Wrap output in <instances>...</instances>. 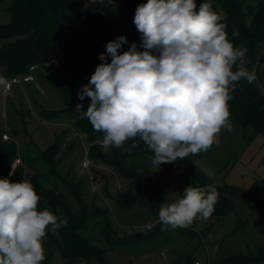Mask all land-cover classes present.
Segmentation results:
<instances>
[{"label": "clouds", "instance_id": "1", "mask_svg": "<svg viewBox=\"0 0 264 264\" xmlns=\"http://www.w3.org/2000/svg\"><path fill=\"white\" fill-rule=\"evenodd\" d=\"M223 14L210 2L147 0L137 6L133 23L141 44L118 36L106 44L102 61L77 95L90 98L83 113L96 132L103 133L101 147H139L142 141L153 153L152 164L186 159L207 152L222 130L231 132L230 101L243 79L254 76L243 64L247 49L227 36ZM233 35H239L233 29ZM140 48L143 50L141 51ZM109 57L110 62H109ZM7 81L0 76V85ZM28 180L0 178V264H43L49 231L67 224L47 207ZM219 192L215 184L186 187L182 197L162 203L159 223L187 228L215 211ZM59 211V209H57ZM151 230L154 224L144 226Z\"/></svg>", "mask_w": 264, "mask_h": 264}, {"label": "trees", "instance_id": "2", "mask_svg": "<svg viewBox=\"0 0 264 264\" xmlns=\"http://www.w3.org/2000/svg\"><path fill=\"white\" fill-rule=\"evenodd\" d=\"M5 3L10 12V21L0 23V71L4 77L24 75L30 67L50 64L46 75L48 83L55 88L62 97L63 108L50 110L40 108V116L44 120L55 119L60 112L72 111L76 120L70 124L83 133V141L89 145V155L93 164L106 166L117 172L128 181L127 189L120 190L114 202L121 207H131L135 204L141 186L147 187L150 210L158 215V197L160 192L169 183L159 170L153 168V153L146 148L142 141L137 140L139 147L130 152L125 149L133 141L129 140L123 148H111L105 151L101 147L103 133L93 130L83 113L77 110L78 82L82 78L91 77L96 67L102 63L100 53L106 52V44L118 36H126L128 43L122 46L121 52L128 50L129 45L135 42L141 44V34L137 31L133 19L137 6L147 3V0H0ZM199 6L202 2H210L213 8L223 14L224 23L227 24V36L238 48H246L244 65L255 69L254 79L251 83L241 80L232 93L230 101L231 122H239L245 128H250L253 134L264 136V0H259L253 11L250 23L245 21L243 10L244 0H196ZM85 22L91 29L101 32L108 37L106 43L96 45L85 38L78 30L80 22ZM237 29L239 35H233ZM142 51L143 49L140 48ZM109 57V62H110ZM54 61L56 63L54 64ZM238 65L234 67V70ZM35 70V71H36ZM86 111L87 109H82ZM0 136V178H8L14 182L24 179L26 167L34 169L29 181L34 185L41 197V210L47 207L58 217L67 219V224L60 227L56 237L51 231L46 240L45 260L59 250L63 264H111L105 257L108 249L120 251L129 244H152L160 236L167 235L165 228L159 221L151 230L136 231L132 236L119 237L116 229L111 227L108 208L96 206L94 201L88 203L84 180L79 175L76 181L73 178L60 177L57 166L66 152L61 151L65 131L57 136L55 142L35 153L23 152V149L13 139H4ZM64 144V142H63ZM140 154L149 155L151 162H137L134 157ZM21 158L20 162H17ZM185 162L189 175L183 178L192 186H204L211 181L203 173L190 164L189 159L177 160ZM165 164V163H164ZM79 170V169H78ZM95 170V169H93ZM79 173V171H77ZM99 171L95 170V183ZM51 174L55 179L66 182L67 188L76 198L79 209L71 206L65 193L57 185H46L43 182L45 175ZM102 178L104 177L101 174ZM89 178V177H88ZM90 180V178H89ZM91 181V180H90ZM92 182V181H91ZM93 185V184H92ZM219 192V200L212 215L222 218L234 212L235 206L232 196L240 194L253 202V207L264 211V204L254 196L247 194L243 189L215 185ZM97 188V187H96ZM98 191V189H94ZM95 192V193H96ZM59 209V211H57ZM98 216L101 219L93 222V229H99L100 239L106 242V247L93 242V239L81 233L87 229L90 221ZM246 220L237 217L232 234L244 230ZM209 226L206 230L210 229ZM206 230L182 228L188 237H194ZM44 260V261H45ZM43 261V262H44ZM264 264V247L258 253H239L223 259H216L211 264Z\"/></svg>", "mask_w": 264, "mask_h": 264}, {"label": "rangeland", "instance_id": "3", "mask_svg": "<svg viewBox=\"0 0 264 264\" xmlns=\"http://www.w3.org/2000/svg\"><path fill=\"white\" fill-rule=\"evenodd\" d=\"M258 2L259 0H244L243 10L246 23L251 22ZM10 18V12L5 3L0 2V23L9 22ZM78 30L96 45H102L108 40V37L91 29L83 21L80 22ZM50 67V64L39 66L34 71L35 83L25 84L23 88L15 86L10 94H5L3 85H0V136L3 132L7 133L23 149V152L35 153L39 149L52 145L57 136L66 131L69 139L63 137L61 142V151L66 154L57 166L59 176L73 178V181L79 177L84 180L85 188L90 191L86 194L88 203L94 201L96 194V206L108 208L111 227L116 229L119 237L132 236L136 231H145L144 226L148 223L154 225L158 223V215L150 210L147 187L141 186L137 191L138 197L135 204L125 208L114 202L118 186L120 190L128 187V181L125 178L111 168L93 164L92 168L99 171L96 179L98 189L96 192L88 176L77 172L85 158L87 147L83 141L82 131L70 126L76 120L75 113L60 112L53 120H44L40 116L41 107L50 110L63 108L61 95L46 79ZM90 78L80 79L78 89L80 90L83 85L87 84ZM77 104H82V109H87L90 98L86 97L80 101L77 96ZM231 123L233 130L231 132L222 130L217 142L207 152L190 155L187 158L191 165L199 169L211 181V184L218 185L222 189L225 187L241 188L264 204V136L253 134L250 128H245L239 122ZM63 142H66L65 146ZM134 159L139 163L151 162L149 155L140 154ZM20 161L21 158L17 160V162ZM153 168L159 170L169 182L158 197L159 211L162 203H171L182 197L184 189L189 186L188 182L182 180L189 175V172L185 162L182 161L161 164L159 169L154 166ZM33 172V168L26 167L23 180L29 181ZM43 182L48 186L57 185L65 193L71 206L79 209L76 198L69 192L62 178L58 180L51 174H47ZM232 199L235 206L234 212L222 218L211 215L207 220L197 219L190 227H187L202 231L211 226L203 235L198 233L194 237H188L182 232V228H171L170 230L165 228L167 235L160 236L161 239L152 244H129L120 251L108 249L105 257L111 264H195L196 261H200V264H207L239 253H258L260 248L264 247V211L253 207V202L240 194L232 196ZM237 217L245 219L246 224L240 233L232 234ZM98 219H101V216L90 221L89 227L80 232L90 236L95 244L106 247V242L100 239L102 238L100 230L93 229V222ZM51 232L56 237H60L59 230ZM44 250L46 254V240ZM43 264H63L60 251L55 250Z\"/></svg>", "mask_w": 264, "mask_h": 264}, {"label": "built area", "instance_id": "4", "mask_svg": "<svg viewBox=\"0 0 264 264\" xmlns=\"http://www.w3.org/2000/svg\"><path fill=\"white\" fill-rule=\"evenodd\" d=\"M238 67H243L245 68L246 70H248L252 75H254L255 73V69H249L247 66L243 64H241L240 62L237 63ZM36 70V66L33 65L30 67V71L24 75H14L12 77H4L2 76V73L0 71V76L4 77L5 80L7 81V84L6 85H3V89L5 91V93H10L12 91V89L15 87V86H20L23 88L24 84L25 83H28V82H33L36 80V77L34 75V71ZM3 138L4 139H10L9 135L7 133H4L3 134ZM67 139H69V137H67ZM64 146L66 145V142H64L63 144ZM86 147H87V150L85 152V158L82 160L81 162V165L79 167V173L81 174H86L90 180L92 181V184H93V188H96V183H95V175H94V170L92 168L93 166V162L90 158V155H89V145L86 143L85 144ZM195 264H200V261H196ZM207 264H211L210 262L207 263Z\"/></svg>", "mask_w": 264, "mask_h": 264}, {"label": "crops", "instance_id": "5", "mask_svg": "<svg viewBox=\"0 0 264 264\" xmlns=\"http://www.w3.org/2000/svg\"><path fill=\"white\" fill-rule=\"evenodd\" d=\"M36 82V80L35 81H33V82H28V83H25V84H31V83H35ZM24 84V85H25ZM24 87V86H23ZM3 91H4V89H3ZM5 92V91H4ZM5 94H10V93H5Z\"/></svg>", "mask_w": 264, "mask_h": 264}, {"label": "water", "instance_id": "6", "mask_svg": "<svg viewBox=\"0 0 264 264\" xmlns=\"http://www.w3.org/2000/svg\"><path fill=\"white\" fill-rule=\"evenodd\" d=\"M260 62L264 63V60L263 59H260Z\"/></svg>", "mask_w": 264, "mask_h": 264}]
</instances>
